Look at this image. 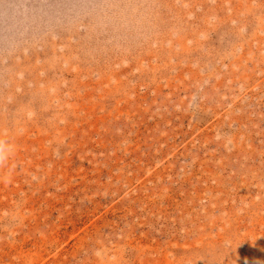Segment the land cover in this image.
<instances>
[{
	"label": "rangeland",
	"instance_id": "374dc122",
	"mask_svg": "<svg viewBox=\"0 0 264 264\" xmlns=\"http://www.w3.org/2000/svg\"><path fill=\"white\" fill-rule=\"evenodd\" d=\"M0 264H264V0H0Z\"/></svg>",
	"mask_w": 264,
	"mask_h": 264
}]
</instances>
